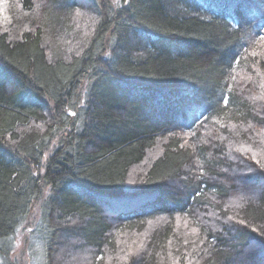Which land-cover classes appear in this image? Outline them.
<instances>
[{
    "label": "trees",
    "instance_id": "1",
    "mask_svg": "<svg viewBox=\"0 0 264 264\" xmlns=\"http://www.w3.org/2000/svg\"><path fill=\"white\" fill-rule=\"evenodd\" d=\"M80 1L49 2V36ZM86 2L98 21L69 61L49 59L40 29L16 41L0 34V264H11L36 202L37 264H55L68 243L100 264L121 235L158 221L147 243L153 256L133 263L155 264L173 236L167 222L217 211L213 202L234 192L218 150L196 148L202 129L261 121L232 90V76L262 46L264 0ZM137 171L144 174L133 185ZM244 179L255 193L244 225L208 231L202 264H264V254L249 256L252 245L264 246V177Z\"/></svg>",
    "mask_w": 264,
    "mask_h": 264
},
{
    "label": "rangeland",
    "instance_id": "2",
    "mask_svg": "<svg viewBox=\"0 0 264 264\" xmlns=\"http://www.w3.org/2000/svg\"><path fill=\"white\" fill-rule=\"evenodd\" d=\"M50 1L54 0H32L30 6H25L22 0H0V34L5 33L10 40L16 41L25 32L40 29L43 46L49 59L61 58L69 61L81 54L93 35L98 19L90 11L86 0H81L69 14L64 28L58 30V35L52 38L49 36V29L43 23L50 13L48 8ZM261 42L263 43L259 52L250 54L253 56L244 62L246 69L242 71L244 67L236 76H232L234 88L232 90L239 92L241 97L249 101L261 121L254 122L249 119L238 120L236 123L229 121V125L225 124V121H215L202 129L200 142L196 146L199 148L206 145L211 147L212 152L218 150L220 160L225 159L227 168L229 167V170L222 171L230 176L234 192L226 201L213 202L217 205V211L206 210L202 215L193 213L192 217L184 216L172 223L167 222L165 225H171L172 229H169L173 236L164 250L155 253V264H202L206 258L202 256L205 246L210 244L207 239L208 231L215 233L223 227L235 228L244 225L243 209L255 199V193L252 194V191L246 189L249 186L244 178L247 175L264 177V72L257 67L258 64L260 67L264 64V57H257V54H264V38ZM255 59L257 65L251 68ZM196 137L197 133L193 138ZM159 146L149 153L143 166L159 154L161 147ZM137 172L134 179H130L133 185L140 182L144 174ZM40 207V202L33 205L27 222L17 232L14 251L10 258L11 264L40 263L38 258L34 259L36 262L32 261L31 253V248L33 252L37 251V244L31 234L38 223ZM157 223L158 221L150 222L139 232L121 235L116 239L114 249H105L104 254L100 256L102 259L99 258L102 260L100 264H133L143 254L153 256L154 253L148 250L147 243L155 232ZM179 248L181 252L178 251ZM263 249L264 246L262 247L260 243L252 245L249 256L253 254L260 257L264 254ZM92 255L88 249L68 243L60 248L55 264H87L89 260L91 261Z\"/></svg>",
    "mask_w": 264,
    "mask_h": 264
},
{
    "label": "snow or ice",
    "instance_id": "3",
    "mask_svg": "<svg viewBox=\"0 0 264 264\" xmlns=\"http://www.w3.org/2000/svg\"><path fill=\"white\" fill-rule=\"evenodd\" d=\"M223 103H225V105L227 104V99H225L224 101H223ZM101 259H102V257H101Z\"/></svg>",
    "mask_w": 264,
    "mask_h": 264
}]
</instances>
